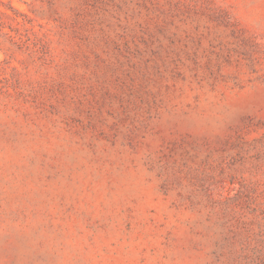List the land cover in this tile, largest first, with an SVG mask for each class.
<instances>
[{
    "label": "rangeland",
    "instance_id": "1",
    "mask_svg": "<svg viewBox=\"0 0 264 264\" xmlns=\"http://www.w3.org/2000/svg\"><path fill=\"white\" fill-rule=\"evenodd\" d=\"M0 264H264V0H0Z\"/></svg>",
    "mask_w": 264,
    "mask_h": 264
}]
</instances>
